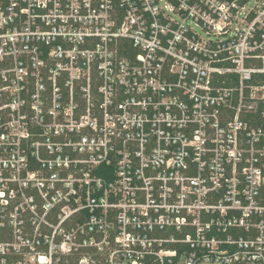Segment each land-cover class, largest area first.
Masks as SVG:
<instances>
[{
    "label": "built area",
    "instance_id": "2783aa9c",
    "mask_svg": "<svg viewBox=\"0 0 264 264\" xmlns=\"http://www.w3.org/2000/svg\"><path fill=\"white\" fill-rule=\"evenodd\" d=\"M0 264H264V0H0Z\"/></svg>",
    "mask_w": 264,
    "mask_h": 264
}]
</instances>
